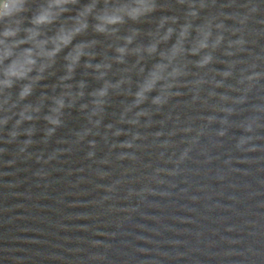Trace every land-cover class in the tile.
I'll list each match as a JSON object with an SVG mask.
<instances>
[{"label":"water","instance_id":"1","mask_svg":"<svg viewBox=\"0 0 264 264\" xmlns=\"http://www.w3.org/2000/svg\"><path fill=\"white\" fill-rule=\"evenodd\" d=\"M44 2L30 0L29 15ZM89 2L80 0L79 5L69 6L70 12L63 18L75 15ZM249 2L208 0L209 7L194 23L209 16L223 19L245 14L248 9L243 6ZM158 3L155 14L139 25H125L120 34L137 27L141 35L136 42L147 44V34L155 29L162 15L176 16L179 23L184 22L186 9L176 0ZM251 3L259 5V9L246 28V50L236 57H226L218 51V62L203 70L189 63L190 79L205 74L208 80L219 79L216 73L226 70V62L237 59L236 75L225 84L239 88V69L256 64L264 70V0ZM224 22L230 28L237 26L232 19ZM90 23H94L91 18ZM57 26L45 31L51 35ZM90 39L98 41L93 64L104 57H114L112 48L120 43L115 38L96 35L91 28L74 43ZM174 42L175 36L160 47H170ZM64 54L57 58L55 75L37 85L22 104L37 103L42 93L59 95L61 89L56 82L64 73ZM198 58L189 56L187 60ZM86 59L82 58L71 81H85V96L72 108L64 109V124L47 143L43 135L49 125L43 116L48 113L50 100L45 101L40 118L31 125L36 129L34 143L24 153L17 154L27 137L6 144L5 133L11 123L0 129V264H264V111H254L264 110V79L248 91L242 105H224L218 99L204 104L207 92L212 90L209 85L203 87L195 103L192 93L181 89L180 96L154 113L149 127L137 128L119 123L124 105L131 102L126 93L129 89L134 92L140 79L138 69L132 67L136 57H126L127 64H113L107 79L116 82L126 76L131 84L123 85L120 92L110 90L98 134L75 143V133L90 126L80 105L90 103L88 93L103 84L94 79L92 69L83 67ZM157 59L146 58L145 70ZM11 91L15 97L19 85ZM215 91L240 95L226 88ZM214 105L233 107L235 112L225 116L213 112ZM213 115L217 122L207 124L206 118ZM225 118L229 124L221 125L219 120ZM252 118L258 124L253 132L245 133L241 125ZM146 123L147 118H141V124ZM106 125H113L112 131L120 129L128 134L115 137ZM187 127L194 131L184 133L182 129ZM201 127L204 133L197 138L195 130ZM220 131L225 134L219 136ZM135 133L143 138L135 141L134 148H113ZM241 137L247 142L238 147ZM186 148L190 149L188 157L180 161Z\"/></svg>","mask_w":264,"mask_h":264},{"label":"clouds","instance_id":"2","mask_svg":"<svg viewBox=\"0 0 264 264\" xmlns=\"http://www.w3.org/2000/svg\"><path fill=\"white\" fill-rule=\"evenodd\" d=\"M178 5L183 6L184 22L179 23L176 16L162 15L153 31L147 35L149 43H137L141 35L139 28L132 27L128 32L121 35V28L131 23L139 25L159 10L158 0H90L79 10L68 18H63L70 12L69 6L80 4V0H45L37 11L31 13L30 0H0V129H5L11 123V128L6 131L8 139L4 143L15 142L19 137L25 139L19 145V152L24 153L34 141L32 137L36 133L34 122L40 118L45 101H51L48 113L43 116L49 125L44 130L43 142L47 143L53 137L58 128L64 124V109L72 108L78 100L85 96L86 83L81 80L71 83L75 72L81 66L82 58H87L83 64L84 68L92 69L95 73L94 79L103 81L101 87L88 93L91 97L90 103L80 105V111L85 112L88 127L82 128L75 133V143L83 142L88 136L98 134L103 122V113L108 105L110 90L120 92L122 86L131 84L130 77L122 76L116 82L108 77L113 64L126 65V57H136L133 68L138 69L140 79L136 83V90L130 89L126 93L131 96V102L125 104L120 114L119 123L133 127H149L154 113L159 112L174 97L181 94V89H188L192 93V101L199 100L201 91L205 85L212 90L207 92L209 99H218L224 105H242L247 100V93L261 79H264V70L258 69L256 64H250L245 69H239L237 84L239 88L226 85L236 75L239 60L232 59L226 62V70L217 72L219 79L208 80L205 76L197 75L190 79L189 63L197 70L209 68L216 64L215 53L222 52L226 57H236L243 53L247 46L246 28L248 22L258 12L259 5L251 3L243 7L248 9L247 13L235 16H209L201 23L194 22L201 19V12L209 7L208 0H176ZM102 4V7H98ZM90 18L94 23H90ZM232 19L235 27H228L225 20ZM58 25L55 31L49 35L45 31L52 25ZM173 25H178L174 27ZM98 36L115 38L119 41L112 51L114 57H104L99 63H91L95 58L98 41L77 40L88 33L89 29ZM195 32V36L192 33ZM175 36V42L170 47L161 48V44H167ZM236 37V38H231ZM67 51L65 52V50ZM61 53L64 61V73L56 82V87L61 89L59 95L48 96L41 94L38 102L23 103L33 95L37 85L49 76L55 75L57 58ZM199 57L195 61H188L187 57ZM146 58H158L150 69L145 70L143 66ZM128 71V69H125ZM19 85L18 94L13 97L12 89ZM226 88L227 92H240L239 97L228 94H218L215 89ZM75 89V91H74ZM153 93H155L153 95ZM22 105V106H21ZM149 105V107H144ZM213 112L224 113L225 116L234 114L233 107H212ZM260 113L259 108L254 110ZM131 114V115H130ZM141 118H147L149 123L141 124ZM207 124L216 123V117L208 116ZM29 127H23L25 124ZM221 125H228V119L219 120ZM258 121L255 118L246 120L242 125L245 133H251ZM112 131L113 125L105 126ZM95 130V131H94ZM184 133H191L193 128L182 129ZM197 132V138L204 133L201 127ZM120 129L112 131V135L119 137L127 135ZM224 131L218 133L223 136ZM159 136L160 133H157ZM108 139L107 132L104 136ZM139 133L131 135V139L113 148L132 149L135 141L142 139ZM251 139V137H248ZM247 140L241 137L238 147L243 146ZM195 143V140L192 141ZM95 148V143H90ZM168 147V145H164ZM190 149H185L179 159L185 160ZM55 153L53 154V156ZM93 156L92 152L88 153ZM125 159V156L119 157ZM135 159V157H131ZM52 159V157H49ZM157 171H160L159 169Z\"/></svg>","mask_w":264,"mask_h":264}]
</instances>
